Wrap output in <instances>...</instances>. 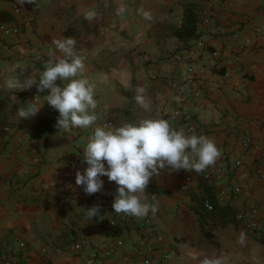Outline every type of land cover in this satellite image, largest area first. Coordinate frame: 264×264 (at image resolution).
Wrapping results in <instances>:
<instances>
[{
    "label": "crops",
    "instance_id": "1",
    "mask_svg": "<svg viewBox=\"0 0 264 264\" xmlns=\"http://www.w3.org/2000/svg\"><path fill=\"white\" fill-rule=\"evenodd\" d=\"M16 4L0 0V24L21 28L17 36L0 30V264H146L147 258L149 264H200L205 256L222 264H264V0H34L20 13ZM189 5L199 19L187 42L205 43L193 63L211 62L213 50L222 53L203 78L174 50L187 45L177 31ZM89 9L97 13L91 21L84 15ZM64 37L75 39L83 75L95 85L97 121L71 132L55 124L38 135L34 126L57 110L41 98L36 116L20 118L17 100L26 103L49 90L9 89L6 80L38 81L50 52L62 55L53 40ZM137 87L145 89L148 110L135 101ZM144 118H163L185 132L191 121L195 134L212 138L221 155L202 172L154 175L145 196L157 205L155 214H116V183L102 176L103 189L88 195L76 184V172L88 167L82 156L96 125ZM198 173L210 175L218 203L241 220L209 218L206 233L194 198L201 194ZM188 174L194 180L187 191L181 182ZM94 205L101 211L91 219L86 208ZM153 231L162 239L152 252L133 248ZM241 232L244 245L237 242Z\"/></svg>",
    "mask_w": 264,
    "mask_h": 264
},
{
    "label": "clouds",
    "instance_id": "2",
    "mask_svg": "<svg viewBox=\"0 0 264 264\" xmlns=\"http://www.w3.org/2000/svg\"><path fill=\"white\" fill-rule=\"evenodd\" d=\"M33 2L19 0L21 5ZM84 15L91 21L97 13L89 9ZM53 44L62 55L50 52L38 81L28 79L21 83L15 77L6 80L9 89L23 91L36 85L39 92L49 90V94L37 95L26 103L17 100L20 104L17 114L20 118L34 117L47 103L59 112L58 130L71 132L76 128H92L97 121L94 114L97 108L95 85L83 75L85 65L83 58L74 50L75 39L57 38ZM57 81L68 82L58 85ZM144 92L143 87H137L135 101L148 110L150 104ZM41 98L45 103H40ZM220 155L212 138L195 132L189 135L183 128L172 127L163 118H144L137 123H121L119 126L96 125L87 138L82 156L88 167L83 172H76V184L84 186L85 193L92 195L103 189L101 177L107 176L117 185L112 204L115 213L144 217L149 212L155 214L158 211L157 205L146 202L145 196L154 175L159 176L163 170L170 173L180 170L202 172L213 166ZM100 211V206L94 205L86 208V215L93 219L99 216ZM237 242L241 245L246 243L244 232L239 234ZM200 264H222V259L205 256Z\"/></svg>",
    "mask_w": 264,
    "mask_h": 264
},
{
    "label": "built area",
    "instance_id": "3",
    "mask_svg": "<svg viewBox=\"0 0 264 264\" xmlns=\"http://www.w3.org/2000/svg\"><path fill=\"white\" fill-rule=\"evenodd\" d=\"M21 4H16L15 5V12L16 13H20L21 12ZM0 30L7 36H17L19 35L20 31H21V28L18 24H13L11 26H8L6 24H0ZM205 45L204 41L203 40H199L195 43V46L193 47L191 44H189L188 46L186 45L183 49L182 52L179 51V48H178V45H175L174 46V50L177 54V57H179L180 59L184 60L185 62H187L188 64V70L190 72H193L195 73L196 75H199L200 78H203L205 77V75L207 74L208 70L210 68H213L215 67L217 64H219V59H221L222 57V53L219 51V50H213L211 55H212V61L211 62H207V63H203L201 65H198L196 66L194 63H193V57H195V52L196 51H200V49H202V47ZM232 63V60L229 59L228 60V65H230ZM224 75L225 76H229L230 73L229 71H226L224 72ZM174 114L175 115H181V109L179 108H176L174 110ZM106 124H111L113 125V121H107ZM196 131V125L195 123L193 122H188V125H187V128H186V133L187 134H192L193 132ZM92 134L89 133L88 137ZM250 143V140L249 139H246L244 141V144L246 146H248ZM75 146L76 147H80V142H75ZM195 172V171H194ZM205 176L207 178L210 177L209 174H205ZM194 180V176L193 174H188L186 176L183 177V180L181 182V189L183 190H189L190 189V186H191V183L192 181ZM236 191H239L240 190V187H236L235 188ZM205 207L208 209V210H213L214 209V205L212 202L210 201H205ZM237 219H242V215H236ZM142 226H146V223H142ZM247 228L250 232H254L257 228L256 224L255 223H248L247 224ZM262 237H264V234H262ZM162 237L161 235L156 232V231H153L151 232L149 235H145L141 238H139L138 241L134 242L133 244V248H135V250H139L140 247H145L146 250H148L149 252H152L154 250V247H155V243L156 241H159L161 240ZM119 243H122L121 241H119ZM76 248H80V244H76L75 245ZM145 263L146 264H149L150 263V259H146L145 260Z\"/></svg>",
    "mask_w": 264,
    "mask_h": 264
},
{
    "label": "trees",
    "instance_id": "4",
    "mask_svg": "<svg viewBox=\"0 0 264 264\" xmlns=\"http://www.w3.org/2000/svg\"><path fill=\"white\" fill-rule=\"evenodd\" d=\"M198 19L195 6L193 7L192 5H189L185 11L183 24L177 31V34L186 41L187 46L190 44L187 41L197 34ZM58 117L59 112L55 111L53 114L39 120V122L34 126L36 133L38 135H42L47 131H52L54 125L57 123ZM198 175L200 178L199 187L201 194H194V198L197 202L196 211L200 215L203 229H205L206 233H209V230L205 227L209 218L219 219L223 223H229L231 221H235L237 217L236 214L233 213L227 206L220 205L218 203L215 195V187L212 182L208 181V178L203 174L198 173ZM205 201L212 202L214 209L208 210L204 205Z\"/></svg>",
    "mask_w": 264,
    "mask_h": 264
}]
</instances>
